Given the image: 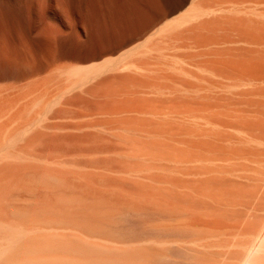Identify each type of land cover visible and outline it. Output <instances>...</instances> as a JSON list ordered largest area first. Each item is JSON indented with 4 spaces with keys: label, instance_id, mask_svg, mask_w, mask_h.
<instances>
[{
    "label": "rangeland",
    "instance_id": "374dc122",
    "mask_svg": "<svg viewBox=\"0 0 264 264\" xmlns=\"http://www.w3.org/2000/svg\"><path fill=\"white\" fill-rule=\"evenodd\" d=\"M3 1L21 7L0 47L44 64L0 75L3 109L24 95L0 112L15 131L0 217L88 247L59 250L78 259L66 264L141 249L151 264H241L264 229V0Z\"/></svg>",
    "mask_w": 264,
    "mask_h": 264
},
{
    "label": "bare ground",
    "instance_id": "6f19581e",
    "mask_svg": "<svg viewBox=\"0 0 264 264\" xmlns=\"http://www.w3.org/2000/svg\"><path fill=\"white\" fill-rule=\"evenodd\" d=\"M3 2H4L3 0H0V37L3 36V34H4V32H3L4 31V28H3V25H4L3 23L4 22L2 23L1 20L3 18H6L8 15H11V16H9V18L11 17L12 20L14 21L16 19V16L13 17L14 14L12 15L10 12L14 11L15 13H17V10H19L20 7H21L20 4L17 1L16 2L14 1L15 4L13 3L14 5H11L10 7H8V9H11V11L8 12V11L4 10L5 5H3ZM194 9H195L194 12L192 11V13H190L186 18H184L178 24V26L179 25H184L186 23H190L193 20L197 19L200 15L205 13V12H202L203 8H199V9H201V11L199 9H197V8H194ZM39 13H40V10H39ZM30 14H32V13H30ZM36 17H38V16H36ZM239 20H240V18H239ZM243 21H244V19L241 20V24L244 23ZM42 42H43L42 39H41V41H38V44H36L37 45V49L34 50V51H38L39 52V50L43 49V45H41V44H43L44 42L43 43ZM1 44H3V43H1ZM45 45H47V44H45ZM49 46L50 45L45 46V47H49ZM51 46H50V49L54 50L53 46L52 47ZM1 47H0V75L7 74V73H8L7 74L8 76H10V75L28 74L27 72L37 71L38 69L42 68V66L44 64V63L37 62L34 65L31 64L32 66H26V65L19 66L18 62L19 61L22 62V58H23V60H25V58H26V57H23L25 53L22 51L23 55L22 54H18V52H17V50H15V48H12L11 49L12 51L10 50L9 53H6L8 51L3 50ZM35 48H36V46H35ZM48 49L49 48H47L45 50L48 51ZM50 49H49V52H50ZM8 50H9V47H8ZM45 50L43 51L44 54L41 52L42 50L40 51L41 54H43L44 56H45ZM37 56H39V55H37ZM258 61H260V63H258V65L261 66V67H264V59H259ZM0 93H4V91L2 90V92H0ZM37 95H39V94H37ZM22 97H24L23 94L19 95V96L17 95L15 97H13L12 99H7V102L5 103V105L7 104V106L4 109L2 108V105L0 104V110L2 108V110L0 112H4V110H8L11 107H14L15 104H13V103L15 101L16 102L20 101ZM40 100H41L40 96H36V97L32 98L27 106L21 108V111L22 110L29 111L30 109H33L40 102ZM3 101L5 102L6 100L4 99ZM14 114H16V111H15ZM260 125L264 127V124L263 125L260 124ZM1 126L2 125H0V143L4 142L7 145L6 141H10V140L12 141V139L14 138L13 134H11L12 129L8 128L9 125H5V126H2V127ZM14 132H12V133H14ZM18 137H19V133H17V139H18ZM17 139H16V141H17ZM144 154H148V153H144ZM56 178H57V175H56ZM59 180H60V178H59ZM38 207H40V206H38ZM27 208H29V207H27ZM212 215L213 216L214 215L217 216L216 217L217 219L218 218L219 219H223V217H229V218L232 217L231 210H223L222 212H219V213L216 212V211H213ZM53 216L54 215H52V217ZM18 217H21V216H18ZM46 217H47V215H46ZM84 221H86V220H84ZM30 222H32V221H30ZM188 225H190V224H188ZM33 229H34V225H27L25 222H19V224H16V222H8V221H5L2 217H0V239H2L3 243L5 244V245H3L0 248V264H24V263L27 264L28 262L32 261V259H34V258L31 259V257H38V259L41 261L40 264H66V263H69L70 260H74L75 261V260H78V259L73 258V256L69 255V254L62 255L61 252H59V250L63 249L65 251V249L68 247L69 248L68 250H70V249L74 250L75 249V250L82 251L83 253L84 252L86 253V249H88V247L83 245V244H75V243L74 244H70V243H67L66 241L64 242V241L57 240V239H55V240L53 239V240H49V241H45V242H44V240L42 242H41V240L38 241V240H36V236H34V235L31 236L30 235V234H33V232H32ZM88 230H89V228H88ZM35 248H38V249H36V251H37L36 253L38 254L37 256L34 255L35 254ZM217 255H218L217 253H214V254L205 253V252L203 254L200 253L197 256L196 255L193 256L190 264H224V263H220ZM149 256H150V252H147L146 250L144 251V250L141 249V250H136L135 252H124V253H121V255H114V254H110L108 256L92 255L91 259H89V258H87V259H89L91 261H99L100 264H110V262H111V264H151V260H150ZM26 260H27V262H25ZM89 260H87V261H89ZM225 260H227V259H225ZM234 262H235V260H234ZM241 264H264V229H262V231H260V233L258 234L257 240L251 245L250 250L242 258Z\"/></svg>",
    "mask_w": 264,
    "mask_h": 264
}]
</instances>
